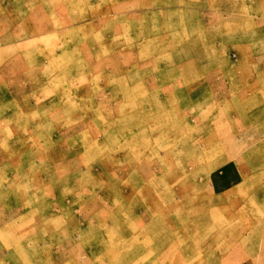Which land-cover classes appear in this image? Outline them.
Here are the masks:
<instances>
[{
	"label": "rangeland",
	"instance_id": "1",
	"mask_svg": "<svg viewBox=\"0 0 264 264\" xmlns=\"http://www.w3.org/2000/svg\"><path fill=\"white\" fill-rule=\"evenodd\" d=\"M0 264H264V0H0Z\"/></svg>",
	"mask_w": 264,
	"mask_h": 264
}]
</instances>
